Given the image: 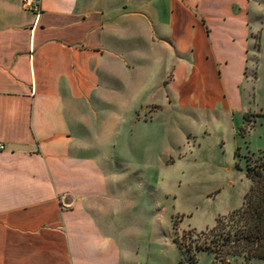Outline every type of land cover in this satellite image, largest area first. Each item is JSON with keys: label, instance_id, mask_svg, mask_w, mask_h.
Returning a JSON list of instances; mask_svg holds the SVG:
<instances>
[{"label": "crops", "instance_id": "1", "mask_svg": "<svg viewBox=\"0 0 264 264\" xmlns=\"http://www.w3.org/2000/svg\"><path fill=\"white\" fill-rule=\"evenodd\" d=\"M251 11L250 0H42L35 13L0 0V264H133L122 146L137 149L157 122L138 121V107L161 105L157 118L165 106L117 109L110 96L139 65L140 91L166 93L172 76L174 105L205 95L201 71L236 94ZM138 43L150 51L134 60Z\"/></svg>", "mask_w": 264, "mask_h": 264}, {"label": "rangeland", "instance_id": "2", "mask_svg": "<svg viewBox=\"0 0 264 264\" xmlns=\"http://www.w3.org/2000/svg\"><path fill=\"white\" fill-rule=\"evenodd\" d=\"M250 4V47L236 94H227V80L201 71L199 92L205 95L195 96L186 106L174 105L175 96L168 89L172 76L163 80L168 103L158 86L138 89L144 82L139 65L129 77L123 74L120 89L110 96L117 109L131 98L165 106L157 118L161 105L138 107V121L157 120L152 127L138 130V136L150 140L139 139L137 149L133 142L122 146L133 167L128 177L123 175L127 177L123 184H128L123 195L128 197L120 204L122 214L131 217L127 224L133 232V264H246L243 257L220 260L198 245L203 242L201 233L212 228L218 217L243 205L252 185L248 165L264 170V0H250ZM135 47L134 60L150 51L146 44ZM130 129L133 133V125Z\"/></svg>", "mask_w": 264, "mask_h": 264}, {"label": "trees", "instance_id": "3", "mask_svg": "<svg viewBox=\"0 0 264 264\" xmlns=\"http://www.w3.org/2000/svg\"><path fill=\"white\" fill-rule=\"evenodd\" d=\"M247 176L252 185L243 205L199 236V249L214 252L216 258L243 257L246 264L264 261V170L257 164L248 165Z\"/></svg>", "mask_w": 264, "mask_h": 264}, {"label": "built area", "instance_id": "4", "mask_svg": "<svg viewBox=\"0 0 264 264\" xmlns=\"http://www.w3.org/2000/svg\"><path fill=\"white\" fill-rule=\"evenodd\" d=\"M42 0H23V6L27 10L38 13L41 10ZM5 145L0 143V150H3Z\"/></svg>", "mask_w": 264, "mask_h": 264}]
</instances>
